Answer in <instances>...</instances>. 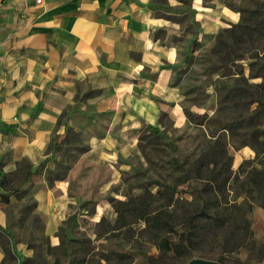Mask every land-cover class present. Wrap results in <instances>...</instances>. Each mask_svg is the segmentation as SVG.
Wrapping results in <instances>:
<instances>
[{
    "label": "rangeland",
    "instance_id": "rangeland-1",
    "mask_svg": "<svg viewBox=\"0 0 264 264\" xmlns=\"http://www.w3.org/2000/svg\"><path fill=\"white\" fill-rule=\"evenodd\" d=\"M151 0L150 10L179 31L168 44L179 49L171 67L170 87L176 104L154 98L158 123L138 124L124 149V126L112 112H96L98 93L81 86L71 117L58 119L47 156L37 173L47 185L65 188L67 215L53 239L35 201L17 188L9 203L1 201L6 222L0 245L3 264H119L115 252L128 255L123 264H186L191 258L224 259V264L264 260V0H215L237 15L230 23L204 33L199 12H212L214 0ZM196 7L194 8V6ZM160 37L163 36L159 32ZM180 113L175 122L172 112ZM114 139L115 149L101 139ZM202 180H218L221 191L199 194ZM185 180L187 183L179 185ZM63 188V194H64ZM251 205L249 233L233 206ZM159 212L161 231L145 225L144 211ZM218 217L193 239L189 250L158 260L160 238L177 240L188 214ZM205 222V221H204ZM110 261L103 260L104 255Z\"/></svg>",
    "mask_w": 264,
    "mask_h": 264
},
{
    "label": "crops",
    "instance_id": "crops-1",
    "mask_svg": "<svg viewBox=\"0 0 264 264\" xmlns=\"http://www.w3.org/2000/svg\"><path fill=\"white\" fill-rule=\"evenodd\" d=\"M36 1L0 0V178L17 172L23 161L30 165L20 191L33 198L44 232L53 239L71 202L64 187L47 185L37 169L53 134L60 132L59 117L79 112L75 97L79 87L88 86L98 93L91 102L94 110L112 112L123 123L127 151L138 124L158 123L154 98L181 100L169 86L179 49L168 44L180 28L155 15L151 0ZM212 6L203 14L194 6L206 18V23L198 20L204 33L218 29L219 19L237 21L215 0ZM171 115L181 121L176 110ZM101 143L115 149L114 139ZM5 222L0 203V228ZM4 259L0 246V264Z\"/></svg>",
    "mask_w": 264,
    "mask_h": 264
},
{
    "label": "trees",
    "instance_id": "trees-1",
    "mask_svg": "<svg viewBox=\"0 0 264 264\" xmlns=\"http://www.w3.org/2000/svg\"><path fill=\"white\" fill-rule=\"evenodd\" d=\"M260 105L261 106H259L257 108L256 112L259 111V113H260L264 109V102L263 101H260ZM29 174H30V165L27 162L23 161L19 164L17 172H15L13 174L2 175L0 178V187L4 191V193H2L0 195L1 201L4 203H9V195L12 194L13 192L17 191L14 187H12V185H11L12 181L8 180L9 176H14L15 178L18 179L20 185L18 186L17 189L20 191L21 185L23 183H25V181L29 177ZM261 177H262L261 181H258L257 183H255V186L259 187L262 185V187H264V175H262ZM200 181H202L203 184L201 186L199 194H205V195H208L210 197H214L217 200L218 197H216L214 195V193L217 190L221 191L222 186H221V184L219 186V181L216 179H214V180H208V179L202 180V179H200ZM185 183H187V181L182 180L179 183V185H184ZM50 186H52V185H50ZM21 192H23V191H21ZM24 192H26V191H24ZM35 207H36V204H35ZM261 208L264 210V197H263V202H262ZM250 209H251V205L240 206V205L235 204V206H233V212L236 213L238 216H240V219H242L243 222H246L245 231L248 233H249L250 229H249V225H247V223H248L247 215L250 212ZM143 213H144L143 214L144 216H141L140 219L143 220L145 225H147L149 227L153 226L156 229V231L160 232L162 227H164L162 224L163 218L160 216V213L159 212L153 213L150 210L144 211ZM217 218L218 217H213L211 215L209 216V213L207 211L202 213V214H199L197 216L192 215V214H188L182 222V225L184 226V228L179 233H177L178 238L176 241H171L168 238H160V240L158 241V244H157V249L159 251L158 260H162L165 257H168L167 256L168 252H172L175 257L182 256L186 250L190 249V247L193 243V239L196 236H199V234L202 233L207 228L208 225H210L209 223H214ZM0 231H1V229H0ZM1 248L3 249L4 253H6V251L4 250V248L2 246H1ZM104 256H105V258L103 260L110 261V257L107 254ZM114 256L116 258V262L119 264L127 263V260L129 259L128 255L126 253H122V252H115ZM216 260L218 262L224 264L223 258H219ZM262 261H264V260L259 259V260H257V263H260Z\"/></svg>",
    "mask_w": 264,
    "mask_h": 264
},
{
    "label": "water",
    "instance_id": "water-1",
    "mask_svg": "<svg viewBox=\"0 0 264 264\" xmlns=\"http://www.w3.org/2000/svg\"><path fill=\"white\" fill-rule=\"evenodd\" d=\"M186 264H222V263L218 262L217 260L194 257L191 258ZM257 264H264V261Z\"/></svg>",
    "mask_w": 264,
    "mask_h": 264
},
{
    "label": "built area",
    "instance_id": "built-area-1",
    "mask_svg": "<svg viewBox=\"0 0 264 264\" xmlns=\"http://www.w3.org/2000/svg\"><path fill=\"white\" fill-rule=\"evenodd\" d=\"M36 2H37V3H40V0H37Z\"/></svg>",
    "mask_w": 264,
    "mask_h": 264
}]
</instances>
